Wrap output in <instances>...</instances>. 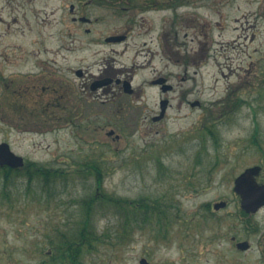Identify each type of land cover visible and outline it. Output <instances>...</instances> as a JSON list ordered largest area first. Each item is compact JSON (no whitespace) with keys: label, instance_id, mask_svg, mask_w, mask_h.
Masks as SVG:
<instances>
[{"label":"rangeland","instance_id":"rangeland-1","mask_svg":"<svg viewBox=\"0 0 264 264\" xmlns=\"http://www.w3.org/2000/svg\"><path fill=\"white\" fill-rule=\"evenodd\" d=\"M88 1L22 0L32 24L22 32L23 25L15 23L21 0H0V76L6 79L21 70L20 47L37 48L41 58L62 62L66 41L59 18L67 4L76 10ZM180 1L175 27L181 45L171 42L167 11L165 61L163 49L157 56L155 41L147 38L144 48V40L133 38L88 48L84 43L96 37L122 33L117 29L125 21L88 5L86 14L100 22L90 34L81 30L89 26L79 30L71 24L76 42L65 61L72 82L65 111L21 107L16 87L3 90L0 79V144H8L26 165L64 173L60 180H50L48 190L39 180L29 182L26 171L9 175L13 183H6L0 168V264H40V250L60 246L61 232L80 230L86 219L101 242L94 248L80 241L75 245L79 251H95L80 257L85 264H139L141 258L150 264H264L259 234L243 229L233 192L234 179L264 161V0ZM149 18L159 23V15ZM109 56L118 70L128 72L134 94L109 90L104 96L108 104L95 106L73 70L90 66L95 74ZM174 57L176 62L170 60ZM164 65L177 87L167 96L150 85ZM178 75L183 80L174 78ZM164 98L170 105L154 122ZM195 102L199 105L192 106ZM96 163L101 185L85 170ZM109 197L129 201V211L135 204L148 210L129 216L136 221L128 231L123 218L102 201ZM216 202L227 206L211 215ZM252 222L264 229V207ZM233 236L248 238L251 249L236 250L228 241Z\"/></svg>","mask_w":264,"mask_h":264},{"label":"flooded vegetation","instance_id":"flooded-vegetation-1","mask_svg":"<svg viewBox=\"0 0 264 264\" xmlns=\"http://www.w3.org/2000/svg\"><path fill=\"white\" fill-rule=\"evenodd\" d=\"M32 0H29L31 4ZM98 6L102 8L103 11L110 12L113 15H120L123 18L124 24L122 25L123 30L122 33L112 34L107 36H99L90 41L87 44L88 48H97L100 46H116L120 44H125L129 39H142L153 42L155 41L158 51L155 53L159 56V50L163 49L161 58L162 60H166V44H167V24L168 20L166 18V12L169 11L171 14V20L169 24L168 33H173L171 38V42H173L174 46L179 47L181 43L177 40V31H176V21L178 20L177 10L182 5V1L180 0H89L81 4L75 10L74 5L67 4V12L63 13L59 18L62 23V37L66 41L62 46L63 58L62 62H58L55 59L41 58V52L38 51L37 48L31 50H23L20 47L17 50V61L21 65V70L10 73L13 76H7L8 78H3L0 76L3 90L10 89L12 86H15V92L17 94L18 99L22 101L20 104L21 107H29L31 109L38 108L34 111L40 110L41 112H47L51 110H59L65 111L70 107V88H71V68L69 65H66L65 61L67 56L71 54L74 50L72 44L76 42L75 39H72L71 27L72 23L78 24L77 28L80 30L81 26H89L84 27L83 30L85 34H90L92 29L91 27L94 24H98L100 22L99 18L91 19L87 14V6ZM25 5L20 2L17 6L18 17L20 20L15 19V23L22 24L23 26L20 28L22 32H24L23 27L31 29L30 18L24 12ZM78 13V14H77ZM34 14V9L30 11L31 17ZM150 15H159L158 24H152ZM46 23L43 22V26ZM174 25V26H173ZM118 32V31H117ZM152 33V35H151ZM119 39V41H116ZM153 39V40H152ZM148 41H143L141 47H146ZM37 44V41L34 43ZM46 49H43L42 54L47 53ZM150 59H153L155 55L150 54ZM171 61L176 62L177 58H170ZM150 63V61H149ZM99 65V70L97 73H90L89 68H78L73 70V73L76 77L83 81V89L86 91L88 89V97L95 106L97 104H105L109 102V100L104 97L105 93L110 91H116L119 95L126 94L127 96H131L134 94V90L132 88V93H125V83L129 82L131 87V78L128 75L127 71L118 70L114 66V61L112 57L103 58ZM134 71L135 66L129 71ZM131 71V72H132ZM157 73V70H155ZM154 79L150 81V85L159 88V91L163 95H169L177 90L176 83L172 82V75L167 74L166 67L164 65V70L158 71ZM128 76V77H127ZM174 78H179L183 80L181 76H177ZM179 80V81H180ZM105 81L103 86H99L100 82ZM8 82V83H7ZM40 91V93H39ZM102 91V92H100ZM15 94V95H16ZM166 100L168 99H161ZM160 100V101H161ZM31 103L28 105L27 103ZM169 103V101H168ZM170 104H168L169 106ZM33 111V110H30ZM152 117V121L154 118ZM66 122H70V118L66 119ZM156 122V121H154ZM261 169L259 174L255 177V182L259 185L264 184V161L261 162ZM241 174V173H240ZM239 174V175H240ZM238 175V176H239ZM234 182V181H233ZM234 192V191H233ZM234 194H236L234 192ZM239 199V208L238 214L242 215V226L243 229L248 231L249 234H259V239L257 241L258 246L260 247V259L264 262V229L262 230V226L260 223L252 222L254 215H256L262 208L258 209L255 213H246L241 209V200L240 196L236 194ZM218 203V202H216ZM225 207L214 210L212 204L209 212L211 215L214 212H219L226 208L227 202H224ZM229 243H231L236 250L239 252H248L251 247V241L248 238L241 237H228ZM246 243V249L242 250L238 248V244ZM117 250V249H115ZM43 259H40L38 263L40 264H85L83 259H80L84 253L87 251L92 253L95 251L92 250H64V249H48L47 251L40 250ZM39 250H36L35 256L39 258L42 255L39 254ZM75 253V254H74ZM79 253V254H76ZM57 257V258H56ZM79 259V261H78ZM142 259H145L148 264L150 262L146 258L139 259V264Z\"/></svg>","mask_w":264,"mask_h":264},{"label":"trees","instance_id":"trees-1","mask_svg":"<svg viewBox=\"0 0 264 264\" xmlns=\"http://www.w3.org/2000/svg\"><path fill=\"white\" fill-rule=\"evenodd\" d=\"M241 101L237 103V106L233 107L232 110H230V113H234L240 106H241ZM228 113V112H227ZM208 131V130H207ZM98 164H87L85 170L92 171L94 174V178L96 179L97 185H101L102 179H101V168L97 166ZM20 171H26L28 175V181L32 182L34 180H39L42 185V188H46L49 190L50 187V180L55 179V180H60L63 176L64 173L63 171H53L51 172L50 169H47L45 167H38L35 164L28 163L25 165L22 169H11L8 167H4L3 169V176L5 177L6 183H13V181L8 180L9 175L12 174H18ZM29 171V173H28ZM66 175V174H65ZM41 179V180H40ZM46 190V191H48ZM98 194V193H97ZM95 200L97 199V196H94ZM94 200V199H92ZM105 204L107 203L108 207L115 209V214L120 216V219L123 218L124 223L123 225H126L125 228L129 231L130 229H133L132 223H135V214L138 211H143L147 212L148 207L142 205L140 208L137 207V204H135L134 209H131L130 211L128 210V207H130L129 201L126 200H121V199H115L113 197H109L107 200L103 199L102 200ZM120 205V206H117ZM128 206V207H127ZM151 209V208H150ZM122 212H125L126 214H123ZM122 215V216H121ZM130 215H134L132 218H129ZM90 219H86L84 223L82 224L81 228H78L80 230L77 231H71L69 234L65 232H61L60 238H61V245L56 247V245L53 247L54 249H64V250H73V251H78L75 249V245H77L78 241L79 243L88 245L90 248H94L95 244H99L101 242L100 236H97L94 234L93 230L90 228L91 223H89ZM124 237L127 238V234L123 233ZM109 241H111V237H108ZM75 254V253H74Z\"/></svg>","mask_w":264,"mask_h":264},{"label":"water","instance_id":"water-1","mask_svg":"<svg viewBox=\"0 0 264 264\" xmlns=\"http://www.w3.org/2000/svg\"><path fill=\"white\" fill-rule=\"evenodd\" d=\"M119 41V39H116ZM105 81L100 82L99 86H103ZM125 93L131 94L132 89L129 82L125 83ZM199 105V102H195L192 106ZM168 107V101L162 100L160 102V114L154 118V121H159L164 117L166 109ZM110 135L113 131L109 132ZM9 167L12 169H19L24 167V159L15 155L8 144H0V167ZM260 167L254 166L246 169L241 175H239L234 181V192L241 198V209L246 213H255L260 207L264 206V184L259 185L255 182V177L259 174ZM224 202L214 204V209L218 210L225 207ZM246 243L238 244V248L246 249ZM140 264H148L145 259L140 261Z\"/></svg>","mask_w":264,"mask_h":264}]
</instances>
